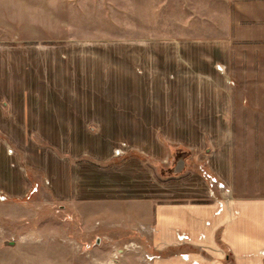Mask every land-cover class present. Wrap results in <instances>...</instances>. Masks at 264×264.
Returning <instances> with one entry per match:
<instances>
[{
    "label": "rangeland",
    "instance_id": "obj_1",
    "mask_svg": "<svg viewBox=\"0 0 264 264\" xmlns=\"http://www.w3.org/2000/svg\"><path fill=\"white\" fill-rule=\"evenodd\" d=\"M259 9L264 17V0H0V264L169 257L119 207L94 203L90 187L79 195L81 179L113 168L129 182L155 174L161 202L221 196L205 176L208 136L264 126L248 113L264 110L252 100L254 89L264 98ZM212 89L229 93L219 108L242 116L202 126L149 114L185 112L187 95ZM229 257L215 264H236Z\"/></svg>",
    "mask_w": 264,
    "mask_h": 264
},
{
    "label": "crops",
    "instance_id": "obj_2",
    "mask_svg": "<svg viewBox=\"0 0 264 264\" xmlns=\"http://www.w3.org/2000/svg\"><path fill=\"white\" fill-rule=\"evenodd\" d=\"M260 10L255 16L254 26L259 28L257 39L262 41L264 40V33L261 32L264 31V17ZM260 50L264 51L259 49V53ZM217 68L219 71L224 70L221 64H218ZM206 85H210V80H202V87L205 88ZM251 86H257V84L253 83ZM225 94H229L227 90L224 92L212 89L198 95L196 99H193L192 95H187L189 102L187 101L188 108L185 112L176 111L171 105L166 111L156 110L149 114L153 117L168 119L170 125L177 117H187L202 119L201 123L199 120H192L187 124L203 126L204 119H209L208 124L213 126V120L210 119L243 114V111L237 113L233 108H219V102ZM235 96L232 90L231 103L235 100ZM252 100L263 102L264 98L260 96L257 89H254ZM194 102H196L195 107ZM248 113L253 118L264 116V110L254 109L249 110ZM225 128L219 127L217 137L208 136L212 144L209 157L214 170L213 175L223 181L231 191L229 195H226L222 210H219V201L209 197L197 202H161L156 197L158 192H150L162 184L155 174L138 182H129L126 178L118 179L113 176L111 173L113 168L111 171L104 172L96 169L91 172V175H83L82 187L78 193L81 195L80 192L83 193L85 188L90 187L91 195L88 196L91 199H97L93 201L94 203L104 204L107 211L113 210L110 207H119L122 214L131 217L132 220L135 219L139 228L151 233L157 250L171 249L170 256L160 258L157 264H194L193 262L211 264V261L215 264L224 257L230 258V255L236 264H262L264 260V146L258 145V142L261 143L262 140L258 134H264V126L256 124L251 126L249 131L241 127L237 133L230 131V127L223 132ZM192 140L194 138L187 134L180 141L193 148L195 143ZM203 141H206V136L203 137ZM189 192L186 191V193ZM178 233L187 234L190 239L180 241ZM220 244L227 247L229 256ZM185 254L187 257L183 256Z\"/></svg>",
    "mask_w": 264,
    "mask_h": 264
},
{
    "label": "built area",
    "instance_id": "obj_3",
    "mask_svg": "<svg viewBox=\"0 0 264 264\" xmlns=\"http://www.w3.org/2000/svg\"><path fill=\"white\" fill-rule=\"evenodd\" d=\"M205 176L212 182V185L213 184H218V186L220 187V189L225 192V194L222 192L221 196H216V194L213 193L215 199H217L219 201V204H220V209L219 210H222L223 208V205H224V200H226V195H229L230 194V190L226 187V185L223 183V182H218L217 178L215 176H213L212 174L210 173H205ZM178 238L180 241H186L188 239H190L189 235L187 234H184V233H178ZM184 257H187V254L183 255ZM194 264H197V262H193Z\"/></svg>",
    "mask_w": 264,
    "mask_h": 264
},
{
    "label": "water",
    "instance_id": "obj_4",
    "mask_svg": "<svg viewBox=\"0 0 264 264\" xmlns=\"http://www.w3.org/2000/svg\"><path fill=\"white\" fill-rule=\"evenodd\" d=\"M100 241V239H98V242Z\"/></svg>",
    "mask_w": 264,
    "mask_h": 264
}]
</instances>
